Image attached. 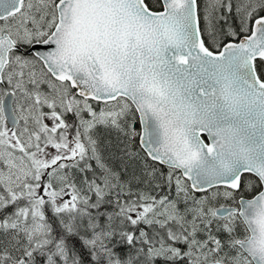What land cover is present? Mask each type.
<instances>
[{
    "label": "snow or ice",
    "instance_id": "snow-or-ice-1",
    "mask_svg": "<svg viewBox=\"0 0 264 264\" xmlns=\"http://www.w3.org/2000/svg\"><path fill=\"white\" fill-rule=\"evenodd\" d=\"M0 264H264V0H0Z\"/></svg>",
    "mask_w": 264,
    "mask_h": 264
}]
</instances>
